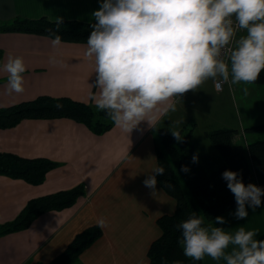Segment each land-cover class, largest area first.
<instances>
[{
	"label": "crops",
	"instance_id": "1",
	"mask_svg": "<svg viewBox=\"0 0 264 264\" xmlns=\"http://www.w3.org/2000/svg\"><path fill=\"white\" fill-rule=\"evenodd\" d=\"M101 0H0V20L16 16L50 19L77 18L94 20L92 13ZM246 35L245 31L238 33ZM87 42L62 40L53 49L48 35L26 31L0 30V66L9 53L21 56L27 66L24 92L7 91V73L0 71V106L10 105L39 94L69 96L94 101L98 90L95 62L85 56ZM55 55L63 66L49 64ZM205 83L197 91L204 88ZM213 89L220 91L215 87ZM230 86H228L229 88ZM190 92V91H189ZM196 94V95H197ZM190 95V93H189ZM196 96L191 92V97ZM188 93L176 101V111L165 112L160 104L130 134L113 125L102 134L70 117L24 118L14 126L0 127V151L26 157L46 156L59 164L47 171L40 183L0 173V224L12 220L27 201L39 195L72 187L84 182L86 193L62 209H50L35 217L23 229L0 234V264H37L54 258L74 235L88 225L105 218L103 233L80 253L85 264H139L148 261L147 250L161 229L157 217L173 212L176 199L157 183L155 195L143 181L156 167L155 127L178 128L188 119L198 118L185 107ZM184 99V100H183ZM171 102V101H170ZM168 102V103H170ZM230 126H238L234 120ZM209 129V128H208ZM233 207L216 217L225 223L216 224V217L206 221L235 232L239 226L257 231L256 239L264 240V204L248 217L237 220ZM231 245L228 251L231 250ZM203 264H226L205 256Z\"/></svg>",
	"mask_w": 264,
	"mask_h": 264
},
{
	"label": "clouds",
	"instance_id": "2",
	"mask_svg": "<svg viewBox=\"0 0 264 264\" xmlns=\"http://www.w3.org/2000/svg\"><path fill=\"white\" fill-rule=\"evenodd\" d=\"M92 16L85 56L94 58L96 66L90 85L98 90L95 107L129 134L160 104L167 103L165 112L176 111L182 94L198 90L209 79L220 90L221 83L252 84L264 70V0H101ZM62 24L63 18L57 17L55 29H48L53 49L62 45L57 34ZM241 31L246 35L237 39ZM48 62L63 66L55 55ZM26 70L23 57L8 54L0 71L8 74L9 94L24 92ZM172 135L181 141L178 131ZM192 162H198L196 155ZM164 174L165 168L156 166L143 181L153 195L157 176ZM222 178L234 195L237 220L248 217V208L261 206L264 188L245 185L241 174L231 170ZM214 223L225 219L218 216ZM97 225L105 227L106 219ZM176 227L184 256L194 261L208 256L226 264H264V240L256 239L257 231L244 226L225 231L195 212Z\"/></svg>",
	"mask_w": 264,
	"mask_h": 264
},
{
	"label": "trees",
	"instance_id": "3",
	"mask_svg": "<svg viewBox=\"0 0 264 264\" xmlns=\"http://www.w3.org/2000/svg\"><path fill=\"white\" fill-rule=\"evenodd\" d=\"M55 19L46 15L30 18L16 16L10 20H0V30L26 31L48 35V29H55ZM94 20L77 18L63 19L59 32L62 40L87 42ZM256 83L264 84V70ZM60 107L57 108L56 105ZM70 117L85 124L91 131L102 134L114 123L103 112L96 109L94 101L77 100L69 96L39 94L34 98L10 105L0 106V127H10L24 118ZM264 122L247 127L260 130ZM193 127H155L156 166H163L165 174L157 176L158 183L176 199L173 212L160 214L156 221L161 233L154 238L147 250L146 264H167L181 261V264H203L185 257L179 244L181 230L176 225L186 220L194 212L206 221L237 206L233 193L222 178L225 170L241 174L245 185L252 183L264 188V138L253 140L236 139L237 127L219 126L206 130L213 145L204 151L192 138ZM178 131L181 141L172 135ZM196 155L198 162L193 163ZM59 162L46 156L26 157L10 151H0V173L23 178L31 183H40L46 173ZM187 166L188 171H182ZM171 187H168V185ZM86 193L84 182L30 198L20 212L7 222L0 224V234L26 228L39 214L50 209H62L74 204ZM264 204V196L261 197ZM103 233L97 223L78 231L65 248L54 258L37 264H85L80 253L89 247Z\"/></svg>",
	"mask_w": 264,
	"mask_h": 264
},
{
	"label": "rangeland",
	"instance_id": "4",
	"mask_svg": "<svg viewBox=\"0 0 264 264\" xmlns=\"http://www.w3.org/2000/svg\"><path fill=\"white\" fill-rule=\"evenodd\" d=\"M221 84L220 89L222 90L215 91L212 86L213 81L209 79L198 94L197 91L187 92L188 103L185 107L190 113L196 112L198 118L188 119L184 125L188 128L193 127L191 138L204 151H210L213 148L206 135V130L219 126H230L235 122L234 120L239 121L235 133L239 141L264 138V128L247 129L251 125L264 122V84L256 82L236 85ZM191 92L197 95L195 97L193 95L192 98Z\"/></svg>",
	"mask_w": 264,
	"mask_h": 264
},
{
	"label": "built area",
	"instance_id": "5",
	"mask_svg": "<svg viewBox=\"0 0 264 264\" xmlns=\"http://www.w3.org/2000/svg\"><path fill=\"white\" fill-rule=\"evenodd\" d=\"M237 36H238V34H237ZM217 83H219V82H217ZM215 85H216V83H215ZM221 85H222V84H220V87H221Z\"/></svg>",
	"mask_w": 264,
	"mask_h": 264
}]
</instances>
